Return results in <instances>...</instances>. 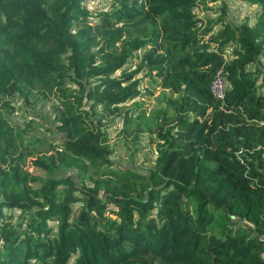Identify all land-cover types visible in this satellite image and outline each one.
<instances>
[{"label": "trees", "instance_id": "trees-1", "mask_svg": "<svg viewBox=\"0 0 264 264\" xmlns=\"http://www.w3.org/2000/svg\"><path fill=\"white\" fill-rule=\"evenodd\" d=\"M84 1L0 0V264H264V0H245L261 7L254 26L221 17L216 32L201 0H114L96 22ZM139 50L153 83L178 95L176 130L151 176L100 172L112 164L96 110L142 94L125 71ZM220 68L223 100L211 90ZM50 94L57 145L14 118L12 101ZM86 162L111 173L101 187L78 186ZM64 167L77 176L56 175Z\"/></svg>", "mask_w": 264, "mask_h": 264}, {"label": "rangeland", "instance_id": "rangeland-1", "mask_svg": "<svg viewBox=\"0 0 264 264\" xmlns=\"http://www.w3.org/2000/svg\"><path fill=\"white\" fill-rule=\"evenodd\" d=\"M201 2V6L196 10V15L203 18L205 24L203 28L211 26L213 32L223 27V23H220L223 21L220 19L221 17H227V20L239 25L248 20L250 26H254L256 16L261 10L259 5L250 4L245 0H201ZM114 6V0H85L83 2V8L89 14L88 19L91 22H96L99 19L98 14L112 12ZM223 6H226L225 15H222ZM131 54L129 62L125 65V71L130 74L133 73V79L127 84L137 82V88L142 94L134 100L119 105L117 114L101 108L96 110L99 124L108 134L107 144L110 149L109 158L112 164H102L100 172L105 168H114L113 170H117L120 173L118 175L141 174L151 176L157 171L158 149L163 144L161 135H165L167 130H170L171 133L176 130L172 126L175 118V102L178 99V95L162 88L159 84L153 83L154 78L151 76V72L141 66L145 62L143 50L132 52ZM234 58L233 49L229 47L225 64L232 62ZM258 68L261 71L262 78L259 86L260 89H264V54L260 58ZM255 69L254 65L250 67L252 71ZM120 73L117 72L115 76H120ZM89 86L90 84H88ZM148 92L152 94L149 95ZM56 97V95L50 94L47 99L44 98V101H38L33 105H26L19 99L12 101V103L17 106L14 113L15 120L21 124L32 122L30 124L33 126H39L38 129L42 132L41 135L57 145L62 142L64 136L52 124V107L58 104ZM92 104L93 102L90 100L85 102L88 110H92ZM56 150L55 148L51 149V152ZM86 164L88 175L79 180L78 186L88 185L93 188L99 185L101 187L103 180L110 176L111 173H104L100 176L94 173V168L88 162ZM26 169L30 172L44 173V171L34 168L33 165L26 167ZM77 172V168L64 167L58 170L56 175L65 174L69 176L76 175ZM36 175L43 178V175ZM112 179L115 180L116 176H113ZM131 184L132 180H127L125 186L127 188L132 187L134 194L141 191L139 185ZM152 185L154 186L155 184L152 183ZM77 206L79 205H72L75 212H77ZM21 216V211L19 209L15 210L13 215L15 224L18 223L17 218L19 219ZM50 222L53 223L52 221ZM214 226V232H219V229H217L218 225L214 224Z\"/></svg>", "mask_w": 264, "mask_h": 264}, {"label": "built area", "instance_id": "built-area-1", "mask_svg": "<svg viewBox=\"0 0 264 264\" xmlns=\"http://www.w3.org/2000/svg\"><path fill=\"white\" fill-rule=\"evenodd\" d=\"M230 88L231 84L226 77L225 71L223 68H220L211 84L212 93L216 98L223 100L227 96Z\"/></svg>", "mask_w": 264, "mask_h": 264}]
</instances>
